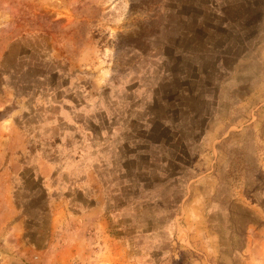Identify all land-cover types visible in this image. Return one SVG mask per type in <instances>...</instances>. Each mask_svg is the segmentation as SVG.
Returning <instances> with one entry per match:
<instances>
[{"label":"rangeland","instance_id":"374dc122","mask_svg":"<svg viewBox=\"0 0 264 264\" xmlns=\"http://www.w3.org/2000/svg\"><path fill=\"white\" fill-rule=\"evenodd\" d=\"M0 264H264V0H0Z\"/></svg>","mask_w":264,"mask_h":264}]
</instances>
